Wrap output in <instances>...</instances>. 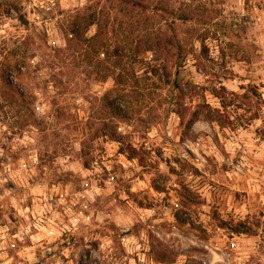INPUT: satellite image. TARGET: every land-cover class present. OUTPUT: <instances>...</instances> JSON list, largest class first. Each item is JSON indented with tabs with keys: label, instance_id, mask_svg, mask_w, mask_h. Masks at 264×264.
Segmentation results:
<instances>
[{
	"label": "rangeland",
	"instance_id": "rangeland-1",
	"mask_svg": "<svg viewBox=\"0 0 264 264\" xmlns=\"http://www.w3.org/2000/svg\"><path fill=\"white\" fill-rule=\"evenodd\" d=\"M0 264H264V0H0Z\"/></svg>",
	"mask_w": 264,
	"mask_h": 264
},
{
	"label": "built area",
	"instance_id": "built-area-1",
	"mask_svg": "<svg viewBox=\"0 0 264 264\" xmlns=\"http://www.w3.org/2000/svg\"><path fill=\"white\" fill-rule=\"evenodd\" d=\"M230 246L233 248V247L236 246V243H235V242H231V243H230Z\"/></svg>",
	"mask_w": 264,
	"mask_h": 264
},
{
	"label": "trees",
	"instance_id": "trees-1",
	"mask_svg": "<svg viewBox=\"0 0 264 264\" xmlns=\"http://www.w3.org/2000/svg\"><path fill=\"white\" fill-rule=\"evenodd\" d=\"M129 159H136V157L134 155H132V156L129 157Z\"/></svg>",
	"mask_w": 264,
	"mask_h": 264
}]
</instances>
